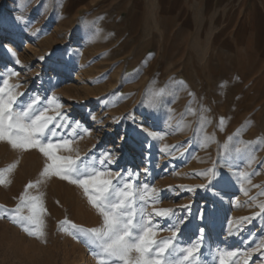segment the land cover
Wrapping results in <instances>:
<instances>
[{
	"label": "rangeland",
	"instance_id": "obj_1",
	"mask_svg": "<svg viewBox=\"0 0 264 264\" xmlns=\"http://www.w3.org/2000/svg\"><path fill=\"white\" fill-rule=\"evenodd\" d=\"M3 79L16 111L39 95L69 118L57 155L122 171L157 242L177 232L161 259L198 242L183 264H264V0H0ZM113 149L118 164L100 165ZM50 163L0 139V264H113L72 227L102 216Z\"/></svg>",
	"mask_w": 264,
	"mask_h": 264
},
{
	"label": "snow or ice",
	"instance_id": "obj_2",
	"mask_svg": "<svg viewBox=\"0 0 264 264\" xmlns=\"http://www.w3.org/2000/svg\"><path fill=\"white\" fill-rule=\"evenodd\" d=\"M15 87L18 85H9L8 79H3V86H0V139H7L14 148H39L40 152L51 161L45 167L43 174L46 175L51 170L62 179L70 180L73 184L83 187L89 202L102 216L103 224L99 228L92 229L76 225L72 227L88 237L91 243L97 244L98 242L103 256L113 261V264H173L172 261L161 259V257L166 250L173 247L172 241L177 236V232L174 231L171 237L157 242L156 232L150 226L152 214L147 213L143 205L139 208L135 206L136 197L133 185L123 182L125 177L122 175V171L114 173L107 169H79L77 167L78 156L73 158L72 156L57 155L56 150L59 148L71 151V141L68 139H63L58 143L51 142L52 138L57 136L59 129L68 126L69 118L60 112L54 116L48 115V108L38 107L41 101L39 95H36L23 109L16 111L14 104L17 103V96L22 94L14 93L12 89ZM59 107L57 105V108ZM92 118L95 119L94 116ZM76 127H79L78 122ZM45 137L49 142H42V138ZM120 139L123 141L124 137ZM146 147H150V145H146ZM114 151L113 149L102 152L99 164L102 166L118 164L120 157L114 155ZM208 173L215 176L214 169H209ZM220 178L217 177V179ZM113 180L122 183L123 186L118 188ZM144 189L145 194L139 196L142 201L146 199V195L150 194L147 185H144ZM23 199L24 197L21 196L22 201ZM261 207L264 210V205ZM33 208L35 209V205ZM172 211L174 210L154 209L155 215L161 218H167ZM23 219L37 227L42 224V221L35 215ZM201 219H203L202 215ZM33 234H39V232ZM202 234L203 230H201V236ZM198 248L199 243L197 242L191 247L183 249L185 254L182 261L176 262V264L190 262V259L198 253ZM173 250L175 249L173 248ZM97 255L98 264H106L104 259L99 258L100 253ZM228 255L235 254L228 253ZM248 255L250 256L251 253ZM221 264H225L223 258ZM245 264H247V260H245Z\"/></svg>",
	"mask_w": 264,
	"mask_h": 264
},
{
	"label": "bare ground",
	"instance_id": "obj_3",
	"mask_svg": "<svg viewBox=\"0 0 264 264\" xmlns=\"http://www.w3.org/2000/svg\"><path fill=\"white\" fill-rule=\"evenodd\" d=\"M223 196L224 197L221 199V202L224 203V204H227V203H229V200L232 198V193L231 192H226L225 194H223Z\"/></svg>",
	"mask_w": 264,
	"mask_h": 264
}]
</instances>
